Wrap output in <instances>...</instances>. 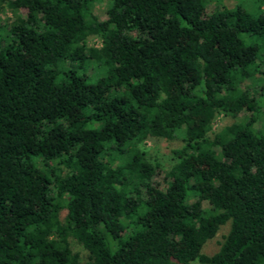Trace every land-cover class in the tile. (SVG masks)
Masks as SVG:
<instances>
[{"label":"trees","instance_id":"16d2710c","mask_svg":"<svg viewBox=\"0 0 264 264\" xmlns=\"http://www.w3.org/2000/svg\"><path fill=\"white\" fill-rule=\"evenodd\" d=\"M250 1L109 0L101 21L95 0H0L15 16L0 264H264V0ZM221 116L235 121L215 129ZM157 140L182 143L162 187Z\"/></svg>","mask_w":264,"mask_h":264},{"label":"rangeland","instance_id":"374dc122","mask_svg":"<svg viewBox=\"0 0 264 264\" xmlns=\"http://www.w3.org/2000/svg\"><path fill=\"white\" fill-rule=\"evenodd\" d=\"M248 3L251 5L250 0H223L224 5H226L229 8H233L238 4L241 3ZM109 0H95L94 2V14L99 18L101 21L107 20V8H108ZM216 3L214 1H211L207 6V14H211L215 9ZM19 15L22 17H25L26 11L21 10L19 12ZM15 19L14 14L6 10L4 13L0 15V37H2L5 33V25L8 23H11ZM3 43L0 42V46H2ZM90 46L100 47L101 43L98 39L92 38L89 42ZM264 70V68H262ZM89 74H92V69H89ZM255 92L252 93L256 99H258V94L260 91L259 85H254ZM249 116V112H243L240 114V116L237 118V121H243ZM235 120L229 117H219L215 122V129L223 128L227 125H230ZM258 127H261V123H259ZM182 145L180 141H166V140H157V141H150L147 143V149L150 153V158L152 161H157L160 164V168L158 170L157 175L153 179V183L157 187H162L165 182V174L170 170V168L175 164L176 158L173 154V150L179 148ZM229 231V224H226L223 226L218 233V235L211 241H208L203 249V252L207 255H213L217 253L220 249V244L223 241L224 236ZM80 250V248H79ZM84 254V253H83ZM190 264H199L198 261L191 262Z\"/></svg>","mask_w":264,"mask_h":264}]
</instances>
